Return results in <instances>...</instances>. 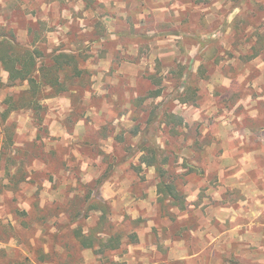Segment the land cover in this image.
Masks as SVG:
<instances>
[{"label": "rangeland", "instance_id": "1", "mask_svg": "<svg viewBox=\"0 0 264 264\" xmlns=\"http://www.w3.org/2000/svg\"><path fill=\"white\" fill-rule=\"evenodd\" d=\"M0 26L82 69L20 107L0 65V264H264V0H0Z\"/></svg>", "mask_w": 264, "mask_h": 264}, {"label": "trees", "instance_id": "2", "mask_svg": "<svg viewBox=\"0 0 264 264\" xmlns=\"http://www.w3.org/2000/svg\"><path fill=\"white\" fill-rule=\"evenodd\" d=\"M28 29L30 35L31 27ZM56 52L53 50L49 54L44 53L35 45V40L29 44L23 43L17 38V30L0 26V65L7 72L8 82L11 85L26 83L28 87L29 98L27 97L20 107L35 104L38 96L45 97L42 93L43 89L49 88L53 94L67 91L70 88L67 83L69 78L81 76L79 55L62 51L57 54ZM157 95H159V91L152 94V96ZM142 162L157 168L160 179L157 189L161 195L170 197L172 200L180 198L176 186L165 181L166 171L159 163H156L154 156L151 158L142 157ZM165 163L166 161H162V164ZM75 234L80 246L96 248V237L93 234L85 235L79 229L75 231ZM112 242L119 244V237L111 238L109 243Z\"/></svg>", "mask_w": 264, "mask_h": 264}, {"label": "crops", "instance_id": "3", "mask_svg": "<svg viewBox=\"0 0 264 264\" xmlns=\"http://www.w3.org/2000/svg\"><path fill=\"white\" fill-rule=\"evenodd\" d=\"M7 78H8V74H7Z\"/></svg>", "mask_w": 264, "mask_h": 264}]
</instances>
